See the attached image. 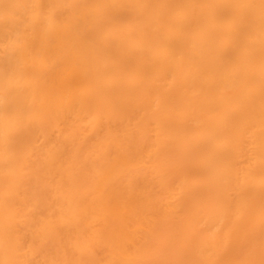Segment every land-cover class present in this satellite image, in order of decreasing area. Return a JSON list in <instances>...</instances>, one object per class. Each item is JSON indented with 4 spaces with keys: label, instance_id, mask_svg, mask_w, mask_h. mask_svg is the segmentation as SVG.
Returning <instances> with one entry per match:
<instances>
[{
    "label": "bare ground",
    "instance_id": "bare-ground-1",
    "mask_svg": "<svg viewBox=\"0 0 264 264\" xmlns=\"http://www.w3.org/2000/svg\"><path fill=\"white\" fill-rule=\"evenodd\" d=\"M264 264V0H0V264Z\"/></svg>",
    "mask_w": 264,
    "mask_h": 264
},
{
    "label": "rangeland",
    "instance_id": "rangeland-1",
    "mask_svg": "<svg viewBox=\"0 0 264 264\" xmlns=\"http://www.w3.org/2000/svg\"><path fill=\"white\" fill-rule=\"evenodd\" d=\"M170 223H158L157 229L150 234V238L141 239V244L145 245L144 253L133 264H156L165 255V229ZM162 256V258H161Z\"/></svg>",
    "mask_w": 264,
    "mask_h": 264
}]
</instances>
